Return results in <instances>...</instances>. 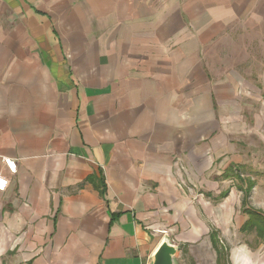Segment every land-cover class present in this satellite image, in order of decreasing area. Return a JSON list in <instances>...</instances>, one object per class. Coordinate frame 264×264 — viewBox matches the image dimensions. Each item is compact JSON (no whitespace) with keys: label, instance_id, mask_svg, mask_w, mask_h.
Masks as SVG:
<instances>
[{"label":"crops","instance_id":"0c3cea01","mask_svg":"<svg viewBox=\"0 0 264 264\" xmlns=\"http://www.w3.org/2000/svg\"><path fill=\"white\" fill-rule=\"evenodd\" d=\"M247 109L264 0H0V264H151L164 237L219 264L181 169H227Z\"/></svg>","mask_w":264,"mask_h":264},{"label":"rangeland","instance_id":"374dc122","mask_svg":"<svg viewBox=\"0 0 264 264\" xmlns=\"http://www.w3.org/2000/svg\"><path fill=\"white\" fill-rule=\"evenodd\" d=\"M255 118L257 117L247 109L243 123H230L228 139L231 152L227 169L222 170L219 164L221 158L218 157L214 159L213 171L208 174L205 163L202 169L197 167L190 171L182 164L180 188L187 192L191 187L193 197L198 196L199 200H207L212 205L220 204L222 213L219 215V223L209 227V234H215L219 246L227 255L228 260L225 258L219 264H264L262 231L257 234L256 230H243V222L245 224L248 218L244 214L245 210L260 212L264 216V120L259 122ZM235 173L238 174L237 177L234 176ZM205 182L213 183V190L205 188ZM245 188H248V192ZM221 195L225 196L220 198ZM201 242L208 243V246L211 243L206 240ZM200 248L193 253L188 251L187 255H181L179 261H184L185 264L188 261H194V264H211L209 249Z\"/></svg>","mask_w":264,"mask_h":264},{"label":"trees","instance_id":"16d2710c","mask_svg":"<svg viewBox=\"0 0 264 264\" xmlns=\"http://www.w3.org/2000/svg\"><path fill=\"white\" fill-rule=\"evenodd\" d=\"M234 176L237 177L238 174L235 173ZM245 190H247L248 192V188H245ZM224 196L225 195H221L220 198ZM244 214H246L248 218H247V222L244 224L243 230H250V231L256 230L257 234H259L261 230L262 231L261 234L262 236H264V216H262L260 212L253 213V212H250V210H245ZM209 239H210L213 249L215 250L217 254V260L220 262L223 259H225L227 256L226 252L219 246V241L216 238L215 234L211 232L209 234Z\"/></svg>","mask_w":264,"mask_h":264},{"label":"water","instance_id":"95a60500","mask_svg":"<svg viewBox=\"0 0 264 264\" xmlns=\"http://www.w3.org/2000/svg\"><path fill=\"white\" fill-rule=\"evenodd\" d=\"M178 253V247L168 237H164L152 255L151 264H176Z\"/></svg>","mask_w":264,"mask_h":264},{"label":"built area","instance_id":"2783aa9c","mask_svg":"<svg viewBox=\"0 0 264 264\" xmlns=\"http://www.w3.org/2000/svg\"><path fill=\"white\" fill-rule=\"evenodd\" d=\"M4 164L8 170L9 173L14 174L16 170V164L14 161L6 159L4 160Z\"/></svg>","mask_w":264,"mask_h":264}]
</instances>
